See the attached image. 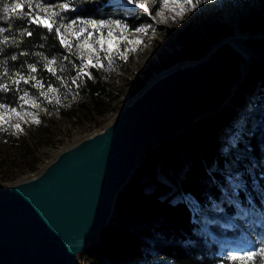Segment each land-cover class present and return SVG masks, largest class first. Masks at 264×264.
<instances>
[{
    "label": "rangeland",
    "instance_id": "obj_1",
    "mask_svg": "<svg viewBox=\"0 0 264 264\" xmlns=\"http://www.w3.org/2000/svg\"><path fill=\"white\" fill-rule=\"evenodd\" d=\"M88 1H91L93 14L77 16L76 12ZM144 1L141 0L143 3ZM175 1L180 7L189 8L187 14L183 16V20L162 24L154 19L152 12L145 13L142 9L127 5L124 0H67L63 2L69 4L70 11L74 14H71L68 20L83 17L97 21L120 20L127 24V28L103 29L105 33L111 30L114 34L122 33L128 38L127 41H121L117 35H113L104 44L105 49L118 45L119 52L125 54L127 58L122 59L114 52L111 63L103 60L102 68H94L100 73L102 81V87L94 93V98L73 85L70 80L65 79L64 83L60 81L57 85L51 84L57 91L47 93V98L40 95L41 89L33 86L31 91L26 88L18 89V105H8L9 108H17L18 111L4 115L3 119L6 123L0 125V129H7L0 130V186L35 174L54 158L61 148L102 129L158 74L175 65L198 61L206 56L212 45L225 34L234 30L247 33L250 35L248 38L250 44L264 52V0H192L196 8L192 7L187 0ZM214 1L224 8H229L233 11V15L229 18L222 11V14L217 16L215 13L210 14V9L204 11L197 7L200 4L212 5ZM16 2L27 4L29 0H14L11 4ZM24 10L26 12L27 8ZM36 11L40 10L36 9ZM40 14L46 15L45 13ZM62 16L66 22L68 15L62 13ZM57 19L59 22V18ZM149 25L151 27L145 33L135 31L136 28ZM63 35L72 41L70 32L64 31ZM154 38H157L159 52L153 48ZM136 40L141 43H132ZM92 44L98 52L99 46L96 41H92ZM72 51L79 54L82 49L77 45ZM83 55L87 58L90 53L84 51ZM103 55L104 53H101V57ZM79 64L80 62L76 65ZM89 69L91 68L86 71ZM74 70L76 71V68ZM262 82H264V57L263 62L254 61L246 64L242 80L234 89L230 99L216 113L204 116L214 122L221 115L228 117L234 114L229 124L227 121H222L221 125L224 126L218 129L216 136V139L221 141V153L226 157L225 175L228 176L229 183L223 188V196L211 207L199 211L201 218L198 222L202 232L213 240L218 245V249L227 256L264 247L255 234L259 227L258 221L262 219L259 212L261 213L260 209L264 207V192L260 193L259 202L248 198V205L243 206L236 193L239 186L243 185L244 178L241 172L234 170L231 165L233 155L238 158L244 155L236 148V143L241 133H250L245 124L248 117L252 118L257 112L258 121H254L253 126L257 127L260 138H264V94L257 96L256 92L257 85ZM47 87L48 85L44 84L43 91L47 92ZM24 92L29 94L26 98L28 103L21 108L20 105L23 102L20 97ZM49 100L52 102L49 103ZM93 100L100 101L105 110L103 113L97 111ZM3 112L4 110L0 109V113ZM33 116L39 119L40 123H32ZM17 123L21 125L23 131L14 134L16 130L11 125ZM170 141L172 140H163L151 148L159 149L161 144ZM254 162L252 166H256ZM260 167L262 171H259V174L255 173L254 167L248 170L249 180L257 191L260 190L262 179H264V166L260 165ZM184 197L191 201L194 210L198 209V202L193 196L184 194ZM224 202L233 206L235 210L233 215L225 212ZM223 215L228 218L223 220ZM79 262L90 264L85 260L84 255L80 256Z\"/></svg>",
    "mask_w": 264,
    "mask_h": 264
},
{
    "label": "water",
    "instance_id": "obj_2",
    "mask_svg": "<svg viewBox=\"0 0 264 264\" xmlns=\"http://www.w3.org/2000/svg\"><path fill=\"white\" fill-rule=\"evenodd\" d=\"M243 59L229 43L220 44L203 61L166 73L35 174L1 185L0 264H80L112 221L143 147L175 137L225 104Z\"/></svg>",
    "mask_w": 264,
    "mask_h": 264
},
{
    "label": "trees",
    "instance_id": "obj_3",
    "mask_svg": "<svg viewBox=\"0 0 264 264\" xmlns=\"http://www.w3.org/2000/svg\"><path fill=\"white\" fill-rule=\"evenodd\" d=\"M13 1L0 0V17L6 15L2 10L3 5H11ZM64 1L67 0H49L48 4ZM91 6V1L85 2L76 15L93 14ZM64 14L68 15L65 19L68 21L73 13L68 11ZM25 26L29 30L36 28L35 25H28L27 20L20 21L14 16L11 20L0 19V27L8 29L0 33V40L5 35L10 38L8 44H0V83H8L10 87V91L0 92V103L9 106L18 105V89L31 91L33 88L23 81L19 86L11 84L10 79L2 75L5 67L9 76L16 72L27 76V65L36 64V78L45 85H57L61 80L43 67L44 61L38 54L49 59L55 57L56 75L67 81L76 77L73 63L80 62L60 45L54 31L48 33L40 28L29 37L21 34ZM13 55L17 56V60L11 59ZM64 56H69V59L64 60ZM5 61L6 65L2 63ZM61 68L64 70L60 71ZM88 72L92 74L91 79L84 76L77 82L79 88L94 98V93L102 87L101 75L94 68ZM256 92L257 96L264 94V82L257 85ZM93 101L97 111L103 113L105 110L100 101ZM233 115H221L214 122L204 117L174 140L161 144L159 149L147 150L141 165L116 198L113 222L101 229L98 242L85 252V260L90 264H243L227 259L229 256L202 232L198 223L201 218L199 211L211 207L223 196V188L229 183L225 175L226 157L221 153V141L216 136L218 129L224 126L221 125L222 121L229 124ZM258 115L257 112L252 118L248 117L245 125L250 133H241L236 143V148L244 155L241 158L233 155L231 163L233 169L239 170L244 178L236 194L245 207L248 198L259 202L260 193L264 192V179L261 177L260 190L257 191L248 174L253 167L255 173L259 174L262 171L260 165L264 166V138H260L257 127L253 126L254 121H258ZM253 162L256 166H252ZM184 194H190L197 200V210L193 209L191 201ZM223 206L227 214H234L231 204L224 202ZM260 210L262 219L258 221L259 227L255 231L259 242L264 240V207ZM258 262L264 264L260 257L249 264Z\"/></svg>",
    "mask_w": 264,
    "mask_h": 264
},
{
    "label": "snow or ice",
    "instance_id": "obj_4",
    "mask_svg": "<svg viewBox=\"0 0 264 264\" xmlns=\"http://www.w3.org/2000/svg\"><path fill=\"white\" fill-rule=\"evenodd\" d=\"M124 2L127 5L135 6L136 8L142 9L145 13H149L150 9L147 4L141 2V0H124ZM189 4H192V0H187ZM49 3V0H29L27 4L16 2L11 5L5 3L3 5V12L6 14L3 17H0V19L3 20H11L13 16L20 20H27L28 25H35L36 28L33 30H29L27 26L22 28L21 34L26 36H33L34 32L40 28L46 29L48 33L55 32L56 38L59 40V43L62 47L66 48L69 51L70 55L76 56L77 59L80 60V64L76 65L73 63V67L76 68V77H73L71 80V83L73 85H76L79 87L78 79L83 78L84 76H87L89 79L92 78V74L86 69L88 68H102L104 66L103 60L109 61L111 63L113 54L119 55L120 58L126 59L127 56L123 53L119 52V46L116 45L113 48L105 49L104 44L107 42V39H110L113 37V35H117L121 41H127L128 38L124 37L122 33L114 34L111 30L107 31L106 33L103 31V29L111 28V27H118V28H127L128 25L123 23L120 20H110V21H104L100 20L97 21L92 18H83V17H76L75 19L68 20L64 22V17L62 16V13H66L70 11V6L68 3H60V4H51L50 6H46ZM153 3H156V0H153ZM195 4H192V7H195ZM27 8V11L25 12L24 9ZM36 9H39L40 11L37 12ZM40 13H45L46 15H41ZM59 18V22L58 19ZM79 25V26H78ZM11 27V24H9V28ZM151 25L148 27H139L136 28L135 31L139 33H145L148 28H150ZM8 31V29L4 27H0V33H4ZM67 31L70 32L72 36V41H69L65 38L63 35V32ZM9 36L5 35L2 40H0V44H8L9 43ZM96 41L97 45L99 46V51L97 52L92 44V41ZM13 43H15V40H12ZM134 44H139L141 41L136 40L132 41ZM79 46L82 49V52L77 54L72 52L73 47ZM43 47V45H42ZM134 50V49H133ZM84 51H88L90 55L85 58L83 55ZM0 52H2V49H0ZM101 53H104L103 57H101ZM20 55H29L28 53H20ZM41 59L44 61L43 67L52 75L56 76L58 80H61L62 83H64V80L62 77L56 75L57 74V60L55 57L49 59L48 57H44L42 54ZM12 60H17V56L13 55L11 56ZM64 60H68L69 56H64ZM4 65H6V61L2 62ZM28 75L25 76L21 74L20 72H16L9 76V73L6 70L2 73L4 77H7L10 79V83L19 86L21 81H23L24 84H31L33 87H36L38 89H41L40 95L47 98V93L49 92H56L57 89L54 88L51 84L47 87V92L43 91L44 84L36 78L34 73L37 72V66L36 64H28ZM64 69L61 68L60 71H63ZM33 81L35 83H33ZM10 91V87L8 83H0V92H7ZM28 93L24 92V94L20 97V100L23 102L20 107L23 108V105L28 103V100L26 99L28 97ZM52 101L49 100V103ZM59 102L58 100L56 101ZM34 103V101H33ZM0 109H3L4 112L0 113V125L6 123L4 121L3 116L7 115L9 113H17V108H9L6 104H0ZM23 119V117H21ZM32 123H40L39 119H37L35 116L32 118ZM16 132L14 134H18L19 132H22L23 129L19 123L15 125H11ZM0 130H7V129H0ZM261 244H264V240L260 241ZM257 257H260L261 261H264V247H259L255 250H250L247 252H242L240 254H233L227 259L232 261H241L243 264H249V262L256 261ZM223 264V262H221ZM259 264V262H258Z\"/></svg>",
    "mask_w": 264,
    "mask_h": 264
},
{
    "label": "bare ground",
    "instance_id": "obj_5",
    "mask_svg": "<svg viewBox=\"0 0 264 264\" xmlns=\"http://www.w3.org/2000/svg\"><path fill=\"white\" fill-rule=\"evenodd\" d=\"M150 1H153V0H145L144 3L148 5L149 9H150V12H152L154 14V19L157 20L158 23H164V22H167V23H174V22H177L178 20H181L183 18L184 15L187 14L189 8L187 6H183V7H180L175 0H156V3H150ZM218 1V0H217ZM207 2V1H206ZM201 3V2H200ZM209 3V2H208ZM200 10L203 9L204 11L205 10H208L210 9V14L211 13H215L217 16H220L222 14V11L225 12L223 14H227L229 16V18L233 15V11H231L229 8H224L222 7L218 2L214 1L212 3V5H208V6H205V5H198L197 6ZM196 8V7H195ZM139 9V8H138ZM234 9V8H233ZM235 10V9H234ZM194 12V11H193ZM191 12V13H193ZM201 12V11H200ZM198 14V13H197ZM209 14V12H208ZM183 20V19H182ZM250 35H248L247 33H243V32H240L238 30H234L233 32L231 33H228V34H225L218 42H216L214 45H212V47L210 48V51L206 54V56H204L203 58L199 59L198 61L196 62H187L185 64H181V65H175L173 67H171L170 69H168L167 71H164L160 74H158L155 79H153L152 81H150L142 90L139 91V93L136 94L135 97H133L131 99V101H129V103H127L124 107L126 106H129L132 102H134L137 98L141 97L145 92L146 90L153 84L155 83L158 79L164 77V75H166V73L172 71V70H175L176 68H178L179 66H186V65H193L195 63H198V62H201L203 61L204 59H206L207 57H209L214 51L215 49L222 43H229L230 45H232L240 54H242L244 56V61H242L240 63V68H241V76L239 78V80H237V82H235V84L233 85L232 87V92L228 95V97L226 98L225 101L229 100L230 97L232 96V93L234 91V89H236L238 83H240V81L242 80V77L245 73V69H246V64L250 63V61H256V62H263V57H264V52L262 50H259L257 48H254L250 42L248 41V38H249ZM258 36V35H257ZM254 38H258V37H254ZM151 39V38H150ZM159 42V41H158ZM153 43H154V46L153 48H155V50L158 51V48H159V45L157 43V38H154L153 40ZM160 54H161V50H160ZM142 59V57H141ZM224 105V104H223ZM222 105V106H223ZM123 107V108H124ZM221 107V106H220ZM213 109L211 110L208 114H211V113H216L219 109ZM122 108V109H123ZM119 112V111H118ZM206 114V115H208ZM205 115V116H206ZM110 122V121H109ZM180 134V133H179ZM178 134V135H179ZM176 135V136H178ZM175 137H170V138H164V139H160L159 141H155L154 143H148L146 144L144 147H143V150L142 148L140 149L139 153L141 152L142 150V154L144 152H146L149 148L153 147L156 143H160L161 141L163 140H166V141H169V140H173L176 138ZM78 141V140H77ZM72 145V144H70ZM64 148V147H63ZM62 149V148H61ZM60 149V150H61ZM141 154V155H142ZM145 155V153H144ZM144 157V156H143ZM143 159V158H142ZM142 162V161H141ZM141 165V163H140ZM139 165V166H140ZM138 166V168H139ZM137 168V169H138ZM136 169V170H137ZM135 170V171H136ZM30 177V176H29ZM8 185V184H6ZM5 186V185H3ZM223 220L224 219H227L228 217L226 215H223ZM234 220V218H233Z\"/></svg>",
    "mask_w": 264,
    "mask_h": 264
}]
</instances>
